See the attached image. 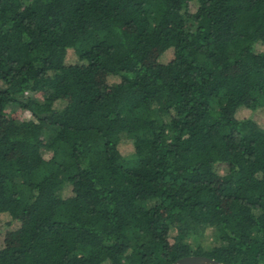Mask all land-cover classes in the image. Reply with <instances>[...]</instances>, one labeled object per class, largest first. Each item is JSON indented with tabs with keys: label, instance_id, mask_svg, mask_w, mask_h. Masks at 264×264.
<instances>
[{
	"label": "trees",
	"instance_id": "trees-1",
	"mask_svg": "<svg viewBox=\"0 0 264 264\" xmlns=\"http://www.w3.org/2000/svg\"><path fill=\"white\" fill-rule=\"evenodd\" d=\"M256 46L264 0H0V264H264Z\"/></svg>",
	"mask_w": 264,
	"mask_h": 264
},
{
	"label": "rangeland",
	"instance_id": "rangeland-1",
	"mask_svg": "<svg viewBox=\"0 0 264 264\" xmlns=\"http://www.w3.org/2000/svg\"><path fill=\"white\" fill-rule=\"evenodd\" d=\"M191 10L194 11V9H192V8H191ZM256 50L258 52L264 51V49L260 46H256ZM67 54H68V56H67L66 61L70 62V61L74 60V56H73L72 51H68ZM171 57H172L171 53H168L165 56L164 60L168 61L171 59ZM9 112L10 111L8 110V113ZM17 114H19V113H17ZM13 116H15V115H13ZM18 116H20V115H18ZM237 117H238V119H253V120L257 121L260 124V126L264 129V116H263V113L261 110H257V111L253 112L250 110L243 109L237 113ZM118 150L122 156L129 157L133 153L132 141L129 139H126L125 137H122L121 141L119 142V145H118ZM63 196L64 197L70 196L69 190L66 189L63 193ZM3 219L5 221H7L5 216H3V218L0 219V224L2 222H5ZM203 236L204 237L201 240L203 246L212 247V246H216L220 243V236H219V234H217V232H215V230H207V231H205ZM2 237H3V232H2V230H0V244L2 242Z\"/></svg>",
	"mask_w": 264,
	"mask_h": 264
},
{
	"label": "water",
	"instance_id": "water-1",
	"mask_svg": "<svg viewBox=\"0 0 264 264\" xmlns=\"http://www.w3.org/2000/svg\"><path fill=\"white\" fill-rule=\"evenodd\" d=\"M173 264H219V263L216 262L215 260H212L204 256L190 255L177 260Z\"/></svg>",
	"mask_w": 264,
	"mask_h": 264
}]
</instances>
